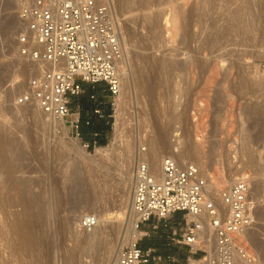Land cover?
<instances>
[{"label":"rangeland","instance_id":"obj_1","mask_svg":"<svg viewBox=\"0 0 264 264\" xmlns=\"http://www.w3.org/2000/svg\"><path fill=\"white\" fill-rule=\"evenodd\" d=\"M113 2L122 24L127 57L123 71L128 74L121 73V93L112 98L117 106L108 142L86 148L69 125L64 129L59 120L42 117L37 106L18 103L29 79L50 64L19 53V36L26 27L19 16L20 4L0 0V131L4 135L0 147L5 152L2 156L0 149V183L8 167L23 184L15 189L0 184V264H55L74 248L81 250L80 262L94 263L122 223L116 253L129 226L120 220L118 205L124 198L130 203V176L137 154L144 152L148 158L151 140L165 130L169 142L179 136L196 142L205 152L206 173L216 178L225 174L224 188L236 177L248 176L255 223L247 242L258 264H264V0ZM99 148L113 154L98 164ZM169 152L165 148L162 157L171 156ZM127 159L126 196H121ZM176 160L199 168L195 153L185 162ZM233 168L242 173L229 174ZM213 197L221 203V196ZM27 201L33 202L35 247L25 246L22 232L11 227L13 214ZM102 205L111 213L101 227L106 234L94 242H78L76 222L81 214H96ZM186 226L182 212L167 219L153 218L142 224L139 244H153L149 246L157 254L188 264L189 247L175 243ZM214 243L213 251L215 236ZM197 260L190 264H198Z\"/></svg>","mask_w":264,"mask_h":264},{"label":"built area","instance_id":"obj_2","mask_svg":"<svg viewBox=\"0 0 264 264\" xmlns=\"http://www.w3.org/2000/svg\"><path fill=\"white\" fill-rule=\"evenodd\" d=\"M19 16L26 27L19 36V53L37 62L50 64L29 79L18 103L37 106L56 119H64L75 135L80 117L72 124V97L82 94L84 85L106 84L110 96L121 93L119 63L126 59L122 24L113 0H16ZM123 65V64H122ZM116 102H112L113 112ZM99 117H104L96 110ZM90 124V121L87 122ZM97 136V133L94 134ZM161 176L152 171L148 160L137 163L132 176L133 211L137 228L153 218L167 219L175 212L186 217V228L175 243L189 247L187 263L199 255L198 264H258L246 233L255 223L251 182L247 175L236 177L221 192V203L209 189L206 177L192 163L182 165L174 157L162 159ZM190 216L193 218L189 219ZM98 224L94 214L84 215L80 226L90 229ZM216 239L213 253L203 249L206 230ZM172 256L157 254L152 246L143 247L139 239L123 246L116 264H178Z\"/></svg>","mask_w":264,"mask_h":264},{"label":"bare ground","instance_id":"obj_3","mask_svg":"<svg viewBox=\"0 0 264 264\" xmlns=\"http://www.w3.org/2000/svg\"><path fill=\"white\" fill-rule=\"evenodd\" d=\"M156 21H159L157 18H156ZM155 20L153 23H157ZM127 58V57H126ZM127 60V59H125ZM128 62V61H127ZM43 63H47V62H43ZM126 61L124 62L121 61L119 63V68H120V74L124 72V74H128V72L126 71H123V69L126 67ZM49 64V63H47ZM123 64V65H122ZM141 66V65H140ZM144 66V65H143ZM146 66V65H145ZM143 69V68H141ZM141 71V70H140ZM140 73V72H139ZM137 74V73H136ZM142 74V73H141ZM146 76V74H145ZM127 77V76H126ZM143 77V76H142ZM141 78V77H140ZM144 78V77H143ZM148 79V78H147ZM139 80V79H138ZM147 81V80H146ZM148 82V81H147ZM145 84V83H144ZM145 87V86H144ZM40 112V115L43 117V116H48L49 114L45 113L43 110H38ZM50 116V115H49ZM53 118V117H52ZM56 119V118H55ZM56 120H59L60 122H62V124H64V129H67V125H66V122L64 119H56ZM43 123V122H42ZM46 123V122H45ZM47 124V123H46ZM162 130V129H161ZM162 132V131H161ZM164 132V131H163ZM168 132V131H167ZM166 130L164 133H160L158 136L154 137L151 141V147H150V151L148 150V152H150V154L148 155L149 157L147 158L145 156V153L144 152H141L139 151V153L137 154V158H136V161H135V166L137 165L138 162L142 161V160H148L149 161V164H150V167H151V171L159 178L161 176V170H162V159L164 158V156L162 157V154L161 152L165 150V148H169L170 152L171 153V156L175 157L176 159L178 160H181V161H184L185 160H188L191 156L192 153H195V156H196V159L199 161V168H200V171H201V174L207 178L208 180V183H209V189L210 191L213 193V195H219L221 196V192L224 188V184L227 182V179L225 177V174L224 173H221L220 176L218 178L214 177L213 174H210V173H206L207 171V165L208 163L203 160L204 156H205V152H203L202 150H200V147L198 145H196L194 142H192L190 139H183L182 136H179V137H176L174 138L171 142H169L168 139H166ZM120 135V133H119ZM175 135L178 136V133H176ZM185 137V136H184ZM4 142V135L2 133V131H0V145H2V143ZM150 145V144H149ZM195 145V146H194ZM84 146V145H83ZM1 149V154L2 156L5 154L4 150L2 147H0ZM101 149V148H99ZM110 149H101L99 151H97L96 153V158L97 160H99L98 163L100 162V160L104 161L106 160L105 158H108L109 156L111 157L113 153H111L109 151ZM110 153H109V152ZM4 153V154H3ZM169 155V154H167ZM166 155V156H167ZM130 156V155H129ZM146 157V158H145ZM129 158V157H128ZM132 158V157H131ZM130 160V159H129ZM196 160V161H197ZM96 161V160H95ZM131 161V160H130ZM95 163V162H94ZM102 163V162H101ZM189 163H192V162H186L185 164H189ZM103 164V163H102ZM96 165V164H95ZM99 166V165H98ZM126 169H124L125 171H122V174L121 177H122V182H121V189L120 190V193L122 194L121 196H126V193L124 192L125 191V187H126V182L128 180V173H129V161L128 159L126 160ZM134 166V168H135ZM134 168H133V171H134ZM222 168V167H221ZM5 170V179L3 181L2 179V182L0 183L2 185V188L3 186H9L14 188L15 186H17L18 184H22V180L18 177L17 175V172L16 171H12L10 170L8 167L4 168ZM221 170V169H220ZM233 171L237 172L238 174L242 173L240 169H237V170H234L233 169H230L229 170V174H231ZM244 175V174H243ZM132 176H133V173H132ZM132 176L131 179H130V185H131V199H130V203L129 205L126 204V199H122L121 202H119V205H118V212H119V217H120V220H126L129 222V226H128V231H126L125 235L123 236V240H122V243H119V248L117 250V252L115 253V249H116V243H118L117 241L120 240L122 238L121 236V231H122V226L121 224L117 225L116 228L117 230L115 231L114 233V237L111 239L110 242H108V246H107V249H106V252L103 253V256L100 257V260H96V262L94 263H90V264H116V261H117V255H118V252L119 250L122 248V246L125 244L127 245L128 244H132L134 243L136 240H138L143 234H144V231L141 230V229H138L137 228V221L139 219L138 217V214L135 213L133 211V207H132V198H133V188H132ZM23 185V184H22ZM129 185V186H130ZM5 189V188H4ZM15 189V188H14ZM17 190V189H16ZM18 191V190H17ZM120 196V197H121ZM122 198V197H121ZM57 199V197H56ZM80 199V198H79ZM21 200V198H19V200L17 199L16 202H14V204H18L19 201ZM220 200H221V197H220ZM58 201V200H57ZM95 203H98V201H95ZM94 202H92L91 204H94L96 205ZM32 201H27L24 206L21 208L20 212L16 213V214H13V220H12V226L13 229L17 232H22L23 236H22V241L24 242V245L25 246H29V247H35L38 246L36 243L38 241L37 237L35 236L36 233H34V224H35V219H34V215L31 213V206L32 205ZM78 203H80V201H78ZM106 204V203H105ZM104 204V205H105ZM99 205V204H98ZM104 205H102L101 207L103 209H100L99 211L97 210L96 214V217L98 218V224L96 226H94L93 228H90V229H87V228H84V227H80L78 229V226H80V219L84 216V215H87V214H92V213H85V214H81L80 218H79V222H76V226H77V231L75 233V238L77 239L78 242H81V241H88V242H94L95 239L98 238V236L102 235L101 237H103V235L106 234V230L105 228L101 229V227H105L106 223L111 219L110 215L111 213H108V210H110V208H105L104 209ZM92 206V205H91ZM107 206V205H106ZM93 207V206H92ZM100 206H97V208H99ZM108 207H110L108 205ZM95 208V206H94ZM116 210V209H115ZM15 211V210H14ZM18 211V210H16ZM104 211H106L104 213ZM13 213V212H12ZM105 216V217H104ZM2 218V217H1ZM193 218V216H190L189 219ZM7 219V218H6ZM42 221V220H41ZM3 222V221H2ZM10 225V224H9ZM37 226V225H36ZM51 226V225H50ZM8 227V225H7ZM107 227V226H106ZM43 228V227H42ZM12 229V230H13ZM109 230V229H107ZM141 230V231H140ZM9 231V230H8ZM98 231V232H97ZM114 231V230H113ZM6 232H7V229H6ZM41 232V231H40ZM45 232V231H44ZM2 233V232H1ZM0 233V234H1ZM100 233V234H98ZM248 233V232H247ZM247 233H246V237H247ZM6 234V233H5ZM8 234V232H7ZM20 234V233H19ZM18 234V235H19ZM9 236V235H8ZM15 236V235H14ZM20 237V236H19ZM112 237V236H111ZM110 237V238H111ZM40 238V237H39ZM100 238V237H99ZM57 239V237H56ZM41 240V239H40ZM110 240V239H109ZM40 243V242H39ZM38 243V244H39ZM50 243V242H49ZM52 243V242H51ZM206 243V244H205ZM205 243H204V247L206 246L210 251V253H213V248L215 246V243H214V236L212 235V233L210 232V230H206V235H205ZM54 244V243H53ZM60 244V243H59ZM49 245V244H48ZM124 245V246H125ZM51 246V244H50ZM51 248V247H50ZM49 248V252H51ZM54 248V247H53ZM64 248V247H63ZM62 248V249H63ZM34 249V248H33ZM76 249V250H75ZM66 250V249H65ZM54 251V250H53ZM42 252V251H41ZM62 252V251H61ZM69 252V251H68ZM8 253V252H7ZM46 253V252H45ZM78 250L77 248H74L73 251H71L69 254L66 253L65 255L68 254L67 257L64 258V256L62 257L61 260H57L55 264H59V263H62V264H83V262H80L79 259L77 258V255H78ZM80 253H81V250H80ZM79 253V254H80ZM101 253V252H100ZM50 254V253H49ZM58 254V253H57ZM27 255V254H26ZM29 255V254H28ZM51 255V254H50ZM49 255V256H50ZM61 255V253H60ZM29 258V257H28ZM27 258V259H28ZM54 258V257H53ZM57 258H59V256H57ZM82 258V257H81ZM48 259V258H47ZM55 259V258H54ZM56 260V259H55ZM31 261V260H30ZM29 261V262H30ZM111 261V262H110ZM28 262V263H29ZM45 262V261H44ZM93 262V261H92ZM41 264V262L39 263ZM48 264V263H47ZM85 264V263H84Z\"/></svg>","mask_w":264,"mask_h":264},{"label":"crops","instance_id":"obj_4","mask_svg":"<svg viewBox=\"0 0 264 264\" xmlns=\"http://www.w3.org/2000/svg\"><path fill=\"white\" fill-rule=\"evenodd\" d=\"M98 84H100V91L93 90L92 94L90 95V99L92 100L93 104V107L91 109L83 108V105L81 103V96L86 92V84L84 85V91L82 92V94L72 97V102L70 105L71 115L68 119V123L72 124V121L77 116L80 117L79 132L81 133V138L84 142H88L91 145H96L100 142V140H103L107 143L112 128V97L110 96V92L106 84ZM98 84L90 86L94 89L96 86H98ZM102 88L103 92L101 93ZM96 110H100L103 113L104 117H99ZM88 121H90V124H87ZM97 123H102V126L105 127V129L97 128ZM95 133H97V136L94 135ZM149 245L153 244H146L144 245V247H147Z\"/></svg>","mask_w":264,"mask_h":264},{"label":"trees","instance_id":"obj_5","mask_svg":"<svg viewBox=\"0 0 264 264\" xmlns=\"http://www.w3.org/2000/svg\"><path fill=\"white\" fill-rule=\"evenodd\" d=\"M99 85L100 84H98V86H96L94 89L91 86L85 85L86 92L81 96V103L83 105V108L91 109L93 107L92 100L90 99V95L92 94L93 90L100 91ZM96 127L105 129V127L102 126V123H97ZM99 144L104 145L106 144V142L103 140H100Z\"/></svg>","mask_w":264,"mask_h":264}]
</instances>
